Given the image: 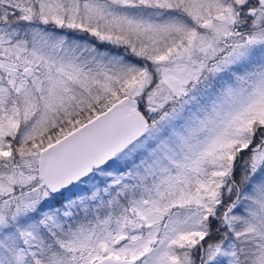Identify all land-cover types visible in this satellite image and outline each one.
<instances>
[{"label": "snow or ice", "instance_id": "obj_1", "mask_svg": "<svg viewBox=\"0 0 264 264\" xmlns=\"http://www.w3.org/2000/svg\"><path fill=\"white\" fill-rule=\"evenodd\" d=\"M0 264H264V0H0Z\"/></svg>", "mask_w": 264, "mask_h": 264}]
</instances>
